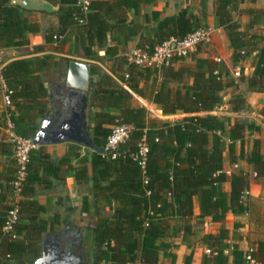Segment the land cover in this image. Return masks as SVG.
Returning <instances> with one entry per match:
<instances>
[{"label": "trees", "instance_id": "16d2710c", "mask_svg": "<svg viewBox=\"0 0 264 264\" xmlns=\"http://www.w3.org/2000/svg\"><path fill=\"white\" fill-rule=\"evenodd\" d=\"M50 1L59 4V10L43 13L57 15L59 23L49 26L45 44L37 49L66 54L59 57L65 67L73 59L67 55L99 61L98 50H104L105 56L114 58L111 73H102L96 63L91 68V105L101 109L90 125L95 144L105 145L114 124L128 123L134 128L115 159L89 149L90 155L72 151L54 160L45 145L33 149L27 175L20 186L19 219L9 233L3 228L15 200L12 181L16 178L17 165L14 144L0 139V154L11 156L6 173L0 174V264H33L42 254L46 234L61 230L64 221L60 213L46 217L47 207L37 195L51 190L55 180H65L71 170L75 171L78 182L89 180L90 169L94 200L86 198L82 208L95 219L88 221L95 244L91 253L85 250L86 257L95 264H161L162 254L175 262L176 253L170 239L181 230L184 235L192 232L190 220L194 215L195 198L200 205V217L211 216L214 221H223L229 211L242 214L246 209L241 196L249 186L247 175L233 177L231 193L223 189L227 179L225 142L217 132L221 131L232 141L229 149L233 156L235 141L242 140L247 130L255 126L236 121L226 129L224 117L202 114L213 111L223 101L221 92L237 81L229 74L223 78L216 63L207 58L197 59L195 67L175 69L172 65L152 69L130 63L126 55L118 56L121 41L117 33L123 34L125 40L136 33L137 25L125 20L127 12L134 9L135 14H139L142 6L152 4L153 0H92L86 15L76 6V0ZM244 1L215 0V11L220 26L227 32L234 66L253 54L257 57L253 72L242 75L239 80H247L252 91L264 90V35L252 31L256 20L243 30L234 18L235 12L257 13L262 9L241 8ZM34 13L39 12L11 4L10 0H0V48L30 44V33L40 31V22ZM160 16V11H153L157 24L150 32L151 38L142 39L138 47L153 52L164 41L183 39L206 25L196 15H189L187 9ZM146 19H149L147 15ZM110 34L117 43L109 44ZM70 42L71 48L67 50ZM55 57L54 53H49L20 58L2 69L3 79L13 91L15 132L22 137L33 138L40 119L51 111L49 91L40 72L52 66ZM215 70L219 73H214ZM186 73L194 77V82L180 85ZM172 81L179 84L170 86ZM120 82H126L127 87ZM135 94L151 99L164 114L181 110L189 115L174 123L149 118L147 108L136 104ZM230 102L234 111L247 107L242 94L234 95ZM1 132L0 127V135ZM144 135L149 144L145 168L133 157ZM240 156L254 165L258 177L264 176V142L262 147L256 145L249 155L241 153ZM73 157L78 166L72 163ZM172 220H181L182 224L174 223L171 227ZM228 238L229 230L225 227L216 234L202 236L211 250L204 256L203 264H230L225 254ZM254 256L259 264H264V242L259 243ZM190 259L188 256L186 264ZM234 264H245L244 251L238 245L234 246Z\"/></svg>", "mask_w": 264, "mask_h": 264}, {"label": "crops", "instance_id": "0c3cea01", "mask_svg": "<svg viewBox=\"0 0 264 264\" xmlns=\"http://www.w3.org/2000/svg\"><path fill=\"white\" fill-rule=\"evenodd\" d=\"M241 8L262 9V12L257 13L235 12L234 18L241 24V29L243 30L247 28V25L250 22L256 20L257 23L255 27L252 28V31L264 35V0H257L256 2L245 0L241 4ZM183 9H187L189 15H196L202 20L204 24L210 26L212 28L213 35L212 41L210 43L200 45L196 51L192 52L186 58L176 59L173 65L175 69H178L181 66L195 67L197 59L207 58L210 61L215 62L218 70H220L224 75H231L234 67L231 58L233 50L230 46L226 30L219 24V19L215 11V0H153L152 4L143 5L139 14H135L134 9L129 10L126 14L125 20L127 23L137 25L136 33L128 40H125L123 34L118 35L120 33H117V38H120L119 40L121 41L118 56L126 55L129 58L133 50L139 46V43L142 39L151 38L150 32L157 24V20L153 18V11H160V18H163L165 16L177 14ZM37 12L39 13H34V16L40 22V31L36 33H30L29 45L3 49L5 65L16 59L44 56L49 53H54L59 57L66 55L59 52L49 50L43 51L37 49V46L45 44V34L49 26L51 24L58 25L59 23L57 15H46L43 13V11ZM146 15L149 18L148 20L146 19ZM48 16H54L52 23L48 22ZM114 38L115 37L113 34L109 35V44L118 42ZM71 44L72 43L70 42L67 45V50L71 48ZM98 54L105 56V51L98 50ZM57 56L54 60L59 61L60 58ZM67 56L73 57V59L76 60L90 63L91 67L92 64L96 63L100 66L102 73H111V67L113 65L114 59L111 56H106V58L111 62V64L108 66L98 62L97 60L87 59L82 56ZM217 58H221L222 60L217 62ZM256 62L257 57L255 54L240 62L244 68V74L246 76L253 72ZM61 68L64 71L66 70L64 63L60 62L59 65H55L54 63L49 68H46L44 71L40 72L42 80L48 88L49 94L51 92L54 94L60 93V88L58 86L59 83H62L63 81L54 83L47 75H49L53 70ZM55 72H57V70ZM96 78H98V76H94V79ZM2 81L3 80L0 75V127L2 128L0 139L10 141V132L6 128V121L3 113L4 92ZM193 82L194 77L186 73L184 80L180 85L193 84ZM120 83L127 87L126 82ZM178 84L179 83L177 81H172L169 83L170 86H177ZM141 85H145V82L143 81ZM148 85L149 87L151 86L150 84ZM184 91L185 89H183V92ZM236 94H242L246 99L247 107L242 111H234L232 108V103L230 100ZM221 95L223 96V101L213 111L204 112L202 114L211 113L220 117H224L227 119L226 129H229L230 126L236 121H242L255 126L247 130L242 140L235 141V154L233 156L229 149L232 141H225L224 147V171L227 175V179L223 183V189L226 192L231 193L233 177L235 175L243 174L246 171L249 174L247 178L249 181V187L251 189V196L249 199L250 215L246 217L243 215V213L235 214L234 212L229 211L227 212L223 221H214L211 216L200 217V205L198 199L195 198L194 215L190 220L192 232L190 234L184 235V231L181 230L176 236H173L170 239L174 244L173 251L176 253V260L173 262L172 260L163 257L161 254V264H186L188 256H191L189 264H203L204 256L206 254H210V252L208 251V246L203 242L202 236L211 233L216 234L222 227H225L229 230V238L227 240L229 246L225 250V254L228 255L230 264H234L235 245H238L244 251L249 245L255 246L257 249L259 243L264 242V176H255L254 165L240 156L241 153L245 154L246 156L249 155L256 145H261V147L263 146L264 90L252 91L249 89L247 80H238L234 85L225 88L221 92ZM91 96L92 95L90 94V104L92 103ZM135 102L136 104L147 108L149 118L160 121L174 123L175 121L189 115L181 110L174 114H164L163 110L158 104L149 98H144L137 94H135ZM57 103L58 99H56V104ZM100 110V108L91 105V122L93 121L97 112ZM45 146L46 150L51 154L52 159L54 160H58L72 151L80 152L82 155H90V148L73 141L48 144ZM234 157H237V159H234ZM10 159L11 156L7 154H0V174L6 173L7 167L10 166ZM72 163L75 166L79 165L77 164V159L74 157L72 158ZM74 174L75 171L71 170L70 173L67 174L65 180H55L53 188L47 192L37 195V199L46 205L47 211L44 213L46 217L53 216L55 213H60L64 219L61 229L65 226L67 221L71 225L82 227L84 229V246L88 240L91 247H94V233L91 228H88V221L94 222L95 219L93 220L90 216L91 214L84 212L82 208L86 198H88L90 201L94 200L91 180L92 170H89L90 179L84 180L83 182H78ZM14 198L20 199L21 196H14ZM174 223L181 225L182 221L172 220L171 227H173Z\"/></svg>", "mask_w": 264, "mask_h": 264}, {"label": "water", "instance_id": "95a60500", "mask_svg": "<svg viewBox=\"0 0 264 264\" xmlns=\"http://www.w3.org/2000/svg\"><path fill=\"white\" fill-rule=\"evenodd\" d=\"M10 3L27 10L49 13L60 8L49 0H10ZM91 68L90 63L76 59L70 61L66 77L59 83L62 90L58 94H49L52 109L40 120L33 137L36 146L73 141L104 152L103 146L95 144L90 131ZM55 98L58 99L57 104ZM84 244V229L67 221L61 230L46 234L42 254L33 264H95L86 257Z\"/></svg>", "mask_w": 264, "mask_h": 264}, {"label": "built area", "instance_id": "2783aa9c", "mask_svg": "<svg viewBox=\"0 0 264 264\" xmlns=\"http://www.w3.org/2000/svg\"><path fill=\"white\" fill-rule=\"evenodd\" d=\"M92 0H76V6L82 10V13L86 15L90 11ZM79 21L83 23V18ZM212 28L208 25H202L196 28L194 31L189 33L183 39L171 38L163 43L157 45L153 52L148 49L137 47L133 50L132 54L129 56V62L142 67H151L152 69H161L162 67L172 66L176 59H183L188 57L192 52L196 51L200 45L208 44L212 41ZM59 39L58 36H55ZM222 59L217 58L216 61L220 62ZM5 66L4 60V50L0 48V75L3 82V113L5 117V124L7 130L10 132L9 140L14 144V157L16 159L17 173L16 178L12 181L14 187L15 196H20V186L25 180L27 175V167L30 162V153L33 149L38 146L35 145L33 138H26L18 135L15 132V125L12 121L13 114V101H12V90L6 85L2 77V69ZM214 73H219L215 70ZM244 74V68L241 64H237L233 67L232 77L238 81ZM129 77V74L125 75ZM226 76L223 75V78ZM133 125L128 123H117L111 127V132L107 136L104 147L103 156L112 159L117 158L120 155V149L122 144H124L131 135L133 130ZM222 136V141H231L229 138L224 136L221 131L217 132ZM149 152V144L146 135L138 143V151L133 154V157L139 160L142 166L145 168ZM244 175L249 176L245 171ZM257 176V173L254 172ZM251 196V189L247 186L242 192V200L246 206L243 215L248 217L250 215L249 210V199ZM19 199L13 201V207L9 210L7 221L4 225L3 231L9 233L12 231L14 224L19 219V206L17 204ZM16 235H14L15 237ZM211 252V250H208ZM256 247L249 245L244 250V261L245 264H258L257 258L254 256Z\"/></svg>", "mask_w": 264, "mask_h": 264}, {"label": "rangeland", "instance_id": "374dc122", "mask_svg": "<svg viewBox=\"0 0 264 264\" xmlns=\"http://www.w3.org/2000/svg\"><path fill=\"white\" fill-rule=\"evenodd\" d=\"M53 17L54 16H48L47 17V19H48V22H50V23H52V21H53ZM57 56V55H56ZM57 57H59V56H57ZM73 58V57H72ZM58 61V60H57ZM56 62V60H53L52 61V64H54ZM59 62H61V63H64L65 64V62L61 59H59ZM98 62H100V63H102V64H104V65H106V66H108V65H110L111 64V62H110V60L109 59H107L106 58V56H101L100 54H99V61ZM57 70V72H55ZM102 70H103V68H102ZM66 72H67V67H66V70L64 71V70H62V68L61 69H55V70H53L49 75H47L49 78H51L50 80L52 81V82H54V83H57V82H59V81H63L64 79H65V77H66ZM152 111V110H151ZM91 245L89 244V242H88V240H87V242H86V245L84 246V250H86V251H88L89 253H91Z\"/></svg>", "mask_w": 264, "mask_h": 264}, {"label": "flooded vegetation", "instance_id": "af4514ba", "mask_svg": "<svg viewBox=\"0 0 264 264\" xmlns=\"http://www.w3.org/2000/svg\"><path fill=\"white\" fill-rule=\"evenodd\" d=\"M60 88V91L62 90V88L60 86H58Z\"/></svg>", "mask_w": 264, "mask_h": 264}]
</instances>
